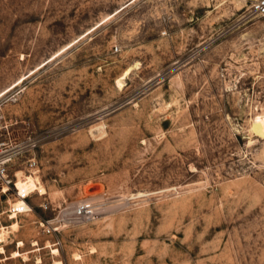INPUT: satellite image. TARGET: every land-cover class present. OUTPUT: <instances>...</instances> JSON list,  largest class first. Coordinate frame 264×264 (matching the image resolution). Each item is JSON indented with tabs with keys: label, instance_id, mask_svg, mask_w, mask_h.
<instances>
[{
	"label": "rangeland",
	"instance_id": "374dc122",
	"mask_svg": "<svg viewBox=\"0 0 264 264\" xmlns=\"http://www.w3.org/2000/svg\"><path fill=\"white\" fill-rule=\"evenodd\" d=\"M255 1L0 0V264H264Z\"/></svg>",
	"mask_w": 264,
	"mask_h": 264
},
{
	"label": "built area",
	"instance_id": "2783aa9c",
	"mask_svg": "<svg viewBox=\"0 0 264 264\" xmlns=\"http://www.w3.org/2000/svg\"><path fill=\"white\" fill-rule=\"evenodd\" d=\"M254 12L258 15H264V0H256L253 4ZM36 145V142L34 139L27 140L26 143H14V145L11 146V144H7L5 142H0V186H7L10 183V179L8 178L7 174V168L9 164L12 162V160L17 156L24 152H27L31 150ZM32 159H28V165L29 167L33 166ZM14 185V183H13ZM16 196L23 200L28 198L29 193L23 194L18 193V190L15 189ZM26 204V203H25ZM27 205V204H26ZM27 208V209H26ZM26 208H19L16 209L14 207H11L9 210L13 214L15 213H21L26 212L28 210V207ZM63 219L70 223H77L81 221L88 220L92 215L91 206L88 202L81 201L73 208H71L69 211L63 214ZM51 228L48 226L45 228V232L49 233Z\"/></svg>",
	"mask_w": 264,
	"mask_h": 264
},
{
	"label": "bare ground",
	"instance_id": "6f19581e",
	"mask_svg": "<svg viewBox=\"0 0 264 264\" xmlns=\"http://www.w3.org/2000/svg\"><path fill=\"white\" fill-rule=\"evenodd\" d=\"M128 73V70L125 71L124 75H126ZM118 84H120V81H117ZM122 84V83H121ZM120 84V85H121ZM252 131L254 133H256L257 135H260L262 137H264V116L263 117H256L252 123ZM36 186H38L35 182V179L32 178L31 176H27L25 179H20L18 181H16L14 183V187L15 189L18 190V193H32L33 191L37 190ZM40 186V185H39ZM39 191L41 194H44V189L42 186L38 187ZM38 191V190H37ZM14 208L19 209V208H26L29 207L28 205L25 204V202L23 200H21L20 198L18 200L15 201V203L13 204ZM27 209V208H26ZM30 209V208H28ZM14 215V214H13ZM2 236V235H1ZM1 251H3L2 248H0ZM17 255V252L13 253V256Z\"/></svg>",
	"mask_w": 264,
	"mask_h": 264
}]
</instances>
